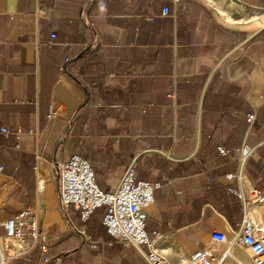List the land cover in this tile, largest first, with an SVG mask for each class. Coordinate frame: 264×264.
Instances as JSON below:
<instances>
[{"label":"crops","instance_id":"0c3cea01","mask_svg":"<svg viewBox=\"0 0 264 264\" xmlns=\"http://www.w3.org/2000/svg\"><path fill=\"white\" fill-rule=\"evenodd\" d=\"M2 128L0 244L26 209L47 238L8 264H147L145 248L106 234L104 208L86 224L63 211L58 166L73 154L104 192L129 165L158 185L145 230L170 264L202 249L220 259L211 235L231 240L243 216L225 176L264 194V145L242 170L235 152L264 140V0H0ZM246 210L264 229V203ZM235 261L250 262L239 245L221 264Z\"/></svg>","mask_w":264,"mask_h":264},{"label":"built area","instance_id":"2783aa9c","mask_svg":"<svg viewBox=\"0 0 264 264\" xmlns=\"http://www.w3.org/2000/svg\"><path fill=\"white\" fill-rule=\"evenodd\" d=\"M167 12H164L166 14ZM54 38V35L51 36ZM62 70V67L60 68ZM60 112L57 106H50L46 114L52 119ZM255 121L254 113L247 114L246 122L249 126ZM1 133L9 135L8 130L2 128ZM19 134V133H17ZM264 145V140L256 146L242 144L235 149L240 170H242L258 147ZM221 155H229L230 150L217 147ZM59 196L64 212L70 207L78 211L82 224H86L91 215L98 208H104L102 224L106 234L118 241L124 248H145L144 258L147 264H170L162 255L159 248L161 235L157 232L149 234L145 230V210L154 203V191L157 184L138 181L135 177L133 165H129L121 176L116 188L111 192L102 191L97 185L90 163L77 154L58 166ZM227 181L235 180L237 186L227 191L240 200L243 206V216L238 229L233 232L231 240L223 234L214 233L211 239L214 242L226 244L227 249L220 259H214L210 250L202 249L195 252L189 264H221L230 254V249L239 245L247 250L250 258L248 264H264V229L255 224L246 210L250 204L264 203V194L254 188L244 190L241 186V171L236 175H226ZM5 240L0 244V264H8L10 258L25 256L31 252L34 244L41 245V251H46L47 238L38 232L37 222L32 210L26 209L6 220L3 224ZM84 236V231L75 229ZM13 240L15 244H11ZM95 248V245H92ZM48 261V257H44ZM235 264H245L235 261Z\"/></svg>","mask_w":264,"mask_h":264},{"label":"rangeland","instance_id":"374dc122","mask_svg":"<svg viewBox=\"0 0 264 264\" xmlns=\"http://www.w3.org/2000/svg\"><path fill=\"white\" fill-rule=\"evenodd\" d=\"M10 243H11V244H15V242H14V241H10Z\"/></svg>","mask_w":264,"mask_h":264}]
</instances>
